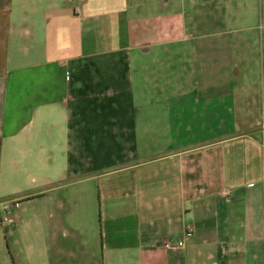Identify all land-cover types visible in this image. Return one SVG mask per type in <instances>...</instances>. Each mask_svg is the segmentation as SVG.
Segmentation results:
<instances>
[{"label": "crops", "instance_id": "1", "mask_svg": "<svg viewBox=\"0 0 264 264\" xmlns=\"http://www.w3.org/2000/svg\"><path fill=\"white\" fill-rule=\"evenodd\" d=\"M5 202L0 264H264V0H0Z\"/></svg>", "mask_w": 264, "mask_h": 264}, {"label": "built area", "instance_id": "2", "mask_svg": "<svg viewBox=\"0 0 264 264\" xmlns=\"http://www.w3.org/2000/svg\"><path fill=\"white\" fill-rule=\"evenodd\" d=\"M2 211L3 212L0 215V218H1L2 225L4 226V228H6L7 223L12 221L10 203H8V202L3 203L2 204ZM184 244L185 243H184L183 240H179V241H176V242H172V241H169V240H165L164 241V246L166 248H170V249L179 248V247L183 246Z\"/></svg>", "mask_w": 264, "mask_h": 264}, {"label": "rangeland", "instance_id": "3", "mask_svg": "<svg viewBox=\"0 0 264 264\" xmlns=\"http://www.w3.org/2000/svg\"><path fill=\"white\" fill-rule=\"evenodd\" d=\"M10 225L6 226V228H8Z\"/></svg>", "mask_w": 264, "mask_h": 264}]
</instances>
